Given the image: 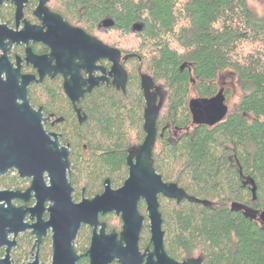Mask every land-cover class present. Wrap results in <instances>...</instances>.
<instances>
[{"label":"trees","instance_id":"obj_1","mask_svg":"<svg viewBox=\"0 0 264 264\" xmlns=\"http://www.w3.org/2000/svg\"><path fill=\"white\" fill-rule=\"evenodd\" d=\"M59 5L77 25L118 47L128 73L125 91L106 86L89 95L88 118L76 123L73 136L70 179L92 195L105 177L119 184L127 175L128 149L144 138L140 76L148 74L166 93L154 167L166 181L211 201L171 200L164 222L173 229L172 244L189 253L200 246L206 264H264V225L233 205L264 209V19L247 0H59ZM226 70L236 76L239 100L221 120L211 113L188 129L191 100L218 95L219 75ZM83 138L87 156L80 154Z\"/></svg>","mask_w":264,"mask_h":264},{"label":"water","instance_id":"obj_2","mask_svg":"<svg viewBox=\"0 0 264 264\" xmlns=\"http://www.w3.org/2000/svg\"><path fill=\"white\" fill-rule=\"evenodd\" d=\"M65 23L71 31L73 64L70 72L79 81L81 68L90 72L87 81H83L90 83L85 90H91L102 77L105 78L93 75L94 69L100 68L96 61L102 57H108L113 62L109 71L113 76L112 83L125 90L128 74L120 62V49L104 43L82 27ZM107 23L105 19L104 24ZM109 24H112V21H109ZM65 86L73 101L78 100L85 92L83 89L74 92L70 89L68 80ZM141 87L146 102L143 124L146 134L139 145L131 147L128 151V177L118 188H112L110 179L107 178L104 191L91 198L83 197L76 202L73 198L74 186L69 177L71 160L68 146L60 143L57 133L46 130L42 113L33 109L28 102L26 88L19 92L14 85L11 86V92L0 101V174L16 169L19 176L31 178V184L24 191L0 189V245L9 244L10 247L16 241L10 239L9 234L16 236L28 228H32L36 243L39 244L48 230H51L54 254L50 264H75L78 255L74 241L85 223L93 226L90 251L93 258H96L105 250L106 241V224L100 221L99 214L115 210L121 212L124 219L122 235L136 248L142 223L137 203L143 196L150 212L156 250L165 252L159 194L176 198L178 201L187 198L189 201L211 205L209 199L188 193L185 187L174 181H166L154 167L153 148L157 138V119L164 99L159 96L161 86L157 85L150 75L141 74ZM8 90L10 91V87ZM191 106L195 109L196 106H204L209 116L215 114L214 120H221L228 111L224 97L219 94L209 100L192 99ZM77 111L80 113L79 108ZM31 197L35 199L33 205L18 206L13 202L14 198L29 201ZM233 205L238 209L245 208L244 213L247 216H255L256 210H250L243 204ZM45 211L48 212L47 218L44 217ZM27 216L30 219L35 218V221L26 220ZM262 217L264 219V209ZM99 225L100 231L97 230ZM115 234L112 233L113 236ZM125 251L128 256L129 247H126ZM4 262L11 264L8 254L6 258L0 259V264Z\"/></svg>","mask_w":264,"mask_h":264},{"label":"flooded vegetation","instance_id":"obj_3","mask_svg":"<svg viewBox=\"0 0 264 264\" xmlns=\"http://www.w3.org/2000/svg\"><path fill=\"white\" fill-rule=\"evenodd\" d=\"M65 22L73 26L82 27L61 11L59 0H0V101L4 100L7 94L11 92L12 85L19 92H23L22 89L26 88L29 104L33 109L42 113V121L46 130L57 133L60 143L68 146L71 160L76 144V139L73 137L77 127L76 123H84L88 118L85 105L89 102V95L98 87L110 86L117 90H125L112 83L113 76L109 74V71L113 62L108 57L99 58L96 61V65L100 68H96L93 71L95 77L105 76V78L102 77L99 83L91 90H85L90 83H83V81H87L90 77V72L85 68H81V83L70 72L73 64V52L70 45L71 31ZM84 29L92 36L103 41L98 34L86 28ZM103 42L106 43L105 41ZM111 46L116 47L114 45ZM125 58L126 56L121 51L120 62L123 66ZM66 80H68L69 87L74 92L85 90L78 100L73 101V98L68 93L65 86ZM9 87L10 91L8 90ZM218 94L224 97L226 102L228 95L225 87L220 86ZM159 96L165 99L166 93L162 87ZM18 100L23 101L22 98H18ZM77 108L80 109V113H78ZM229 108L228 105V110ZM194 109L195 107L191 111L192 122L188 128L190 126L194 127L198 121H204L209 116L204 106H196V109ZM80 117H82V120H80ZM145 134L144 130V138ZM141 142L131 145L130 148L139 145ZM80 143L83 147L80 150V154L89 155L87 141L83 138ZM127 155L128 152L126 154V163ZM72 164L71 161L69 177L73 171ZM127 166V175L119 184L114 183L111 177L107 176L104 178L101 188L92 195L86 193L84 185L79 186L78 182L70 179L74 186V200L78 202L83 197L91 198L101 193L105 189L107 178L110 179L112 188L122 186L129 174L128 163ZM30 184L31 178L19 176L16 169L0 174V189H19L24 191ZM173 199L178 201L176 198L167 197L162 193L159 194V210L163 219L165 252L156 250L155 241L152 237L148 204L146 199L141 196L137 207L139 214L142 216V223L136 248L132 247L122 235L124 226L122 213L111 210L99 214L100 221L106 224L105 250L96 258H93L90 251L93 226L84 223L74 241V247L78 255L75 264H92L94 262L96 264H206L205 252L200 246H197L193 252L189 253L181 246L172 244L171 231L173 229L165 224L164 211H166L165 207L166 209L169 206L172 207L171 200ZM13 202L18 206L22 204L33 205L35 199L31 197L29 201H24L21 198H14ZM249 209L252 210L250 207ZM241 210L245 212L246 209L242 208ZM262 211L263 209L254 211L255 216L251 217L260 225H264ZM44 217H48L47 211L44 212ZM26 220L34 222L35 218L30 219L27 216ZM100 229L101 225L98 226L97 230L100 231ZM114 232L116 233L115 236L112 235ZM9 238L15 239L16 242L10 247L9 244L0 245L1 260L6 258V254H8L11 264H50L52 262L54 251L52 248L51 230H48L39 244L36 243V236L32 228L21 231L16 236L10 233ZM8 247L9 250H7ZM126 247H129L128 256L125 255ZM4 264L7 263L4 262Z\"/></svg>","mask_w":264,"mask_h":264},{"label":"rangeland","instance_id":"obj_4","mask_svg":"<svg viewBox=\"0 0 264 264\" xmlns=\"http://www.w3.org/2000/svg\"><path fill=\"white\" fill-rule=\"evenodd\" d=\"M248 3L254 8L258 17L264 19V0H247ZM219 84L222 87H225L228 99L226 104L232 108L233 104L237 102L240 98L241 90L236 83V76L232 71L226 70L219 75ZM196 92L192 91V96H195ZM193 126H190L188 129H191ZM175 132V130H173ZM177 134V133H175ZM23 182V181H22ZM25 183V181H24ZM82 184H79L81 186ZM78 199V198H77Z\"/></svg>","mask_w":264,"mask_h":264}]
</instances>
